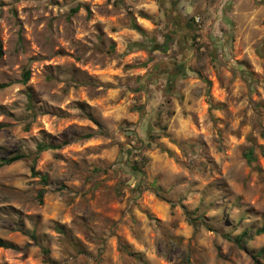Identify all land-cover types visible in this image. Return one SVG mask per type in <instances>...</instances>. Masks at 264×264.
I'll return each mask as SVG.
<instances>
[{
	"label": "clouds",
	"instance_id": "obj_1",
	"mask_svg": "<svg viewBox=\"0 0 264 264\" xmlns=\"http://www.w3.org/2000/svg\"><path fill=\"white\" fill-rule=\"evenodd\" d=\"M0 264H264V0H0Z\"/></svg>",
	"mask_w": 264,
	"mask_h": 264
}]
</instances>
